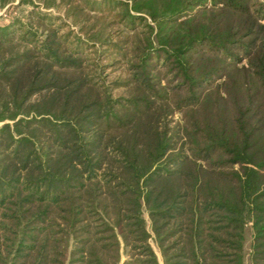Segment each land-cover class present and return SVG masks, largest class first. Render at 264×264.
Listing matches in <instances>:
<instances>
[{
  "label": "trees",
  "instance_id": "16d2710c",
  "mask_svg": "<svg viewBox=\"0 0 264 264\" xmlns=\"http://www.w3.org/2000/svg\"><path fill=\"white\" fill-rule=\"evenodd\" d=\"M16 1L0 264H264V0Z\"/></svg>",
  "mask_w": 264,
  "mask_h": 264
},
{
  "label": "rangeland",
  "instance_id": "374dc122",
  "mask_svg": "<svg viewBox=\"0 0 264 264\" xmlns=\"http://www.w3.org/2000/svg\"><path fill=\"white\" fill-rule=\"evenodd\" d=\"M18 1L19 0H17L15 3H18ZM31 9H33L31 4H23L19 9L16 10L15 13H16V15L25 16L28 14V12ZM40 10L45 11V9H43L42 7H40ZM55 13H56V15L58 14V12H55ZM3 18H5L6 20L8 19L7 13H6V8H4V9L0 8V20H3ZM250 242H251V238L248 234L246 237V242H245V253H246V255H245V263L244 264H251L250 259H249ZM152 245L157 252L160 264H163L162 257H161V254H160L158 247L156 246V244L154 242H152Z\"/></svg>",
  "mask_w": 264,
  "mask_h": 264
}]
</instances>
